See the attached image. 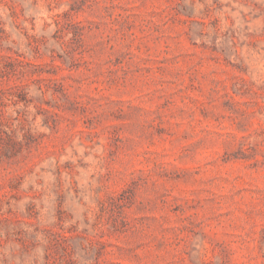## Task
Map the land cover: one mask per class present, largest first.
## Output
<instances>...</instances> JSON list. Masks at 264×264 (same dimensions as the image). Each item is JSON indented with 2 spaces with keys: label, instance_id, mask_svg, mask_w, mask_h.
<instances>
[{
  "label": "rangeland",
  "instance_id": "obj_1",
  "mask_svg": "<svg viewBox=\"0 0 264 264\" xmlns=\"http://www.w3.org/2000/svg\"><path fill=\"white\" fill-rule=\"evenodd\" d=\"M0 264H264V0H0Z\"/></svg>",
  "mask_w": 264,
  "mask_h": 264
}]
</instances>
